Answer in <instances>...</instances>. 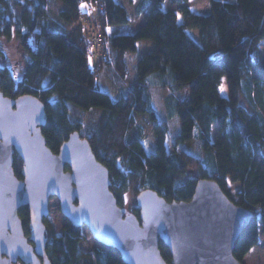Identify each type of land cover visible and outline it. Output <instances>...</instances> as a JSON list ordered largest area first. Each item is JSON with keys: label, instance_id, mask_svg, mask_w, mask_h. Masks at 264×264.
<instances>
[{"label": "trees", "instance_id": "16d2710c", "mask_svg": "<svg viewBox=\"0 0 264 264\" xmlns=\"http://www.w3.org/2000/svg\"><path fill=\"white\" fill-rule=\"evenodd\" d=\"M60 1L64 8L56 13L49 0H29L19 17L18 2L0 0L1 92L10 99L30 96L44 104L42 132L52 153L58 154L74 133L88 140L110 172V189L120 207L131 190L137 195L151 190L169 203H187L199 181L216 182L237 206L254 214L236 242L234 258L241 264H264V63L254 59L264 45V0H208L207 15L185 7L191 0H170L179 10L165 9L164 0ZM82 2L101 8L104 57H93L88 31L81 23ZM140 18L144 24L134 33L108 35L109 29L132 26ZM192 30L199 32V42L190 35ZM13 43L19 60L11 65ZM143 43L152 48L137 63V82L129 85L127 56L136 54ZM105 73L112 76L117 99L97 86ZM224 80L227 97L221 93ZM156 89L171 92L166 102L181 123L171 150L169 124L159 120L153 105ZM70 106L83 113H101L85 132L82 122L73 121ZM139 117L155 124L153 153L142 141L145 129ZM198 141L201 157L182 147ZM22 168L15 155L19 179ZM231 184L241 187L237 201L230 193ZM135 214L139 218V212ZM20 218L29 237L27 208L20 211ZM44 223L51 231L47 219ZM47 238L52 264H124L113 248L96 251L94 260L84 254L82 228L66 219L63 234ZM160 250L171 263V253L162 242Z\"/></svg>", "mask_w": 264, "mask_h": 264}, {"label": "water", "instance_id": "95a60500", "mask_svg": "<svg viewBox=\"0 0 264 264\" xmlns=\"http://www.w3.org/2000/svg\"><path fill=\"white\" fill-rule=\"evenodd\" d=\"M45 124L40 100H14L0 90V264H52L44 223L52 198L59 199L66 220L116 249L124 264H241L233 251L254 214L237 206L216 182L199 181L187 203L142 192L139 218L128 215L88 140L74 133L54 154L43 136ZM15 155L23 162L22 179L14 170ZM23 208L30 214L29 237L20 218ZM161 242L171 263L161 254Z\"/></svg>", "mask_w": 264, "mask_h": 264}, {"label": "rangeland", "instance_id": "374dc122", "mask_svg": "<svg viewBox=\"0 0 264 264\" xmlns=\"http://www.w3.org/2000/svg\"><path fill=\"white\" fill-rule=\"evenodd\" d=\"M29 0H12L13 3L18 2L20 4L19 7H16V11L18 13V16L21 17L23 11L28 6ZM152 2L156 0H151ZM62 2L60 0H49V7L56 13L60 12L64 7ZM164 7L165 9H175L179 10L180 8L172 5L170 0H164ZM185 7H187L190 11L193 13L201 14V15H207L211 12V5L208 0H191ZM80 13L82 15L88 16L90 18H94L99 14L100 7L99 5L90 4L88 2H82L80 4ZM181 20V19H180ZM141 20L139 19L136 24H134L131 27H128V29H119L121 33L128 34L130 30H134L136 28V25L141 24ZM81 23L84 24V27L87 29V31H92L90 28V25L87 24L83 19L81 20ZM122 28V27H121ZM190 35L199 42V32L192 30L189 32ZM4 44V43H2ZM16 44L13 43L11 45L10 53V61L9 64L14 65L19 60V57L17 56L16 51ZM150 45H144L141 44L139 47V50L136 54H130L127 56V60L129 62L130 66V76L128 79V84L133 85L137 82V63L138 61L146 55L147 50ZM6 47V46H5ZM7 48V47H6ZM5 48V49H6ZM151 51V50H150ZM255 60H259L262 63H264V45H262L259 49V52L254 55ZM94 59H90V64L93 65ZM136 66V68H135ZM110 74L105 73L102 75V77L98 80L97 86L98 88L106 93H109L114 99H117V90L113 92V82H111ZM169 92L167 89H156L153 91L154 101L153 105L155 110L158 113V118L160 121H165L169 124V146L168 149L171 150V144L176 141L177 137L179 136L181 132V123L177 115H173L171 113V110L169 109V106L167 105L166 98L169 95ZM221 93L223 97L228 96V85L226 80H224V83L221 88ZM70 111L72 112V119L73 121L82 122L83 126L85 128V132L90 130L94 123L96 122L97 118L100 115L99 110H92L89 113H83L81 110L75 109V107L70 106ZM138 123L142 125L145 129L144 138L142 139L144 146L148 153H153L156 150V138H155V124H153L148 117H139L137 118ZM184 150L188 151L191 154L196 155V157H201V154L203 152L201 143L194 142L191 144H186L182 146ZM230 193L235 201L236 194L240 192L241 187L239 185H233L231 184L229 186ZM137 197L138 195L135 193V191L131 190L128 192V194L122 199V208L127 211L128 215H134L135 211L140 213L138 203H137ZM50 215L47 219V224L51 227V231L49 229H46V236L50 237L52 233L55 235L61 236L64 231V216L61 211L60 207V201L58 198H52L50 202ZM137 217V216H136ZM82 238L80 248L82 252L86 255H90L93 257V260L96 256V251L104 252L107 248L103 245L94 240L92 234L89 232V230L84 227L82 228ZM85 264H94V262H87Z\"/></svg>", "mask_w": 264, "mask_h": 264}, {"label": "built area", "instance_id": "2783aa9c", "mask_svg": "<svg viewBox=\"0 0 264 264\" xmlns=\"http://www.w3.org/2000/svg\"><path fill=\"white\" fill-rule=\"evenodd\" d=\"M101 11V8L99 12ZM84 20L87 24L90 25L89 29L92 31H88V35L92 44V54L94 58H101L105 56L106 47H105V34L100 25L98 15L94 18H90L88 16L82 15L81 20Z\"/></svg>", "mask_w": 264, "mask_h": 264}, {"label": "crops", "instance_id": "0c3cea01", "mask_svg": "<svg viewBox=\"0 0 264 264\" xmlns=\"http://www.w3.org/2000/svg\"><path fill=\"white\" fill-rule=\"evenodd\" d=\"M140 20L142 21L141 24L140 25H136V28L134 30H130L129 33H134L138 28H140L144 24V19L140 18ZM128 27H131V26H126V27L125 26H120V27L111 28V29L108 30V35L116 36V35L126 34V33H121V31L119 29H126V28L128 29ZM144 45H150L148 50H150L152 48V44H150V43H144Z\"/></svg>", "mask_w": 264, "mask_h": 264}, {"label": "flooded vegetation", "instance_id": "af4514ba", "mask_svg": "<svg viewBox=\"0 0 264 264\" xmlns=\"http://www.w3.org/2000/svg\"><path fill=\"white\" fill-rule=\"evenodd\" d=\"M18 264H20V262Z\"/></svg>", "mask_w": 264, "mask_h": 264}]
</instances>
